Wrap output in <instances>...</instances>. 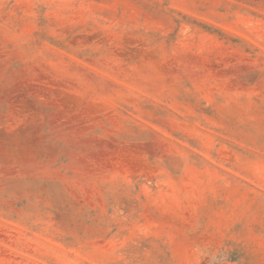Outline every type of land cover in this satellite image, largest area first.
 <instances>
[{
    "label": "rangeland",
    "instance_id": "obj_1",
    "mask_svg": "<svg viewBox=\"0 0 264 264\" xmlns=\"http://www.w3.org/2000/svg\"><path fill=\"white\" fill-rule=\"evenodd\" d=\"M0 264H264V0H0Z\"/></svg>",
    "mask_w": 264,
    "mask_h": 264
}]
</instances>
